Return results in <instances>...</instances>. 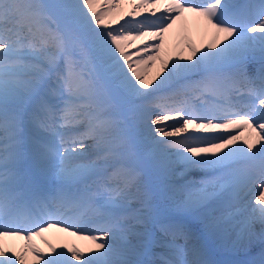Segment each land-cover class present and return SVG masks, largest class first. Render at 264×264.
<instances>
[{
    "label": "snow or ice",
    "instance_id": "1",
    "mask_svg": "<svg viewBox=\"0 0 264 264\" xmlns=\"http://www.w3.org/2000/svg\"><path fill=\"white\" fill-rule=\"evenodd\" d=\"M186 14L211 39L163 55ZM26 253L264 264V0H0V264Z\"/></svg>",
    "mask_w": 264,
    "mask_h": 264
},
{
    "label": "bare ground",
    "instance_id": "2",
    "mask_svg": "<svg viewBox=\"0 0 264 264\" xmlns=\"http://www.w3.org/2000/svg\"><path fill=\"white\" fill-rule=\"evenodd\" d=\"M130 8V4L127 2L121 5V11L126 12ZM122 22V21H121ZM184 29V32H183ZM179 34V37L181 39L177 40L175 37ZM190 39H196L198 45L202 43H207L211 37L210 35H206L201 27V24L195 19L192 18L190 15H186L185 19L182 21H177V23L173 26V28L165 34V48L163 55H176L178 51H180V47L184 50L185 54H187L186 49H184V44L187 40ZM194 43V42H193ZM158 68V62L155 67H152L149 69L150 74L154 73L156 69ZM255 135L250 133L248 137H243L242 141L244 139L252 138ZM259 229V225H257V230ZM48 236H50L48 234ZM81 245L83 248L86 247V245L90 246L89 242L86 240H83V243L81 242ZM24 247H21L19 251H23ZM26 264H33V261L31 258L26 259Z\"/></svg>",
    "mask_w": 264,
    "mask_h": 264
},
{
    "label": "rangeland",
    "instance_id": "3",
    "mask_svg": "<svg viewBox=\"0 0 264 264\" xmlns=\"http://www.w3.org/2000/svg\"><path fill=\"white\" fill-rule=\"evenodd\" d=\"M183 47V46H182ZM182 47H180V49H182Z\"/></svg>",
    "mask_w": 264,
    "mask_h": 264
}]
</instances>
